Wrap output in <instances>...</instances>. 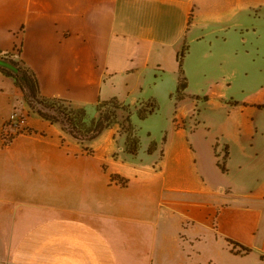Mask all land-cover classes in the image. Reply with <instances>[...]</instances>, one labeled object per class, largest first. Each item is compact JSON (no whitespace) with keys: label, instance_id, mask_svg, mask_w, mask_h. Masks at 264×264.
Returning <instances> with one entry per match:
<instances>
[{"label":"crops","instance_id":"crops-1","mask_svg":"<svg viewBox=\"0 0 264 264\" xmlns=\"http://www.w3.org/2000/svg\"><path fill=\"white\" fill-rule=\"evenodd\" d=\"M6 52L35 71L43 96L96 115L117 97L132 112L82 142L0 70V264H201L196 227L227 220L240 231L226 239L254 238L261 258L264 0H0V66L15 70ZM16 109L31 132L5 144Z\"/></svg>","mask_w":264,"mask_h":264},{"label":"trees","instance_id":"trees-1","mask_svg":"<svg viewBox=\"0 0 264 264\" xmlns=\"http://www.w3.org/2000/svg\"><path fill=\"white\" fill-rule=\"evenodd\" d=\"M21 49V47H20ZM189 50L186 44L183 46L179 54V63L181 67V76L179 87L177 90V98L182 99L185 95V89L188 86V79L184 75L183 63L184 57ZM10 52L3 54V57L8 58L16 70L0 66V70L7 76L14 79L15 84L22 89L25 99L43 118L50 120L53 123L60 122L63 128L71 133L74 137L84 142L98 137L105 129L111 128L114 125L121 123L119 119V110L124 109L132 112L130 104L121 102L117 97L110 100H99L95 110L98 115L91 112L87 107H76L69 99L63 97H46L41 93L39 79L32 69L27 66H22L18 61L9 58ZM264 107V105H259ZM159 109L158 105H153L149 109L142 106L138 109L140 118H146L149 114L156 112ZM127 123L122 122L123 128L127 132L126 135V150L130 154H137L141 149V138L136 132L130 116L127 118ZM157 146L153 142L149 148L152 152ZM224 171H227L226 162L219 163ZM117 175H113L116 178ZM232 246V251L235 254L247 255L252 249L249 246L243 245L238 241L227 239ZM261 260L264 261V254L261 255Z\"/></svg>","mask_w":264,"mask_h":264},{"label":"rangeland","instance_id":"rangeland-1","mask_svg":"<svg viewBox=\"0 0 264 264\" xmlns=\"http://www.w3.org/2000/svg\"><path fill=\"white\" fill-rule=\"evenodd\" d=\"M11 57V54L9 58ZM20 63V62H19ZM21 64V63H20ZM9 66L16 70L15 66H12L11 62H9ZM22 66H25L22 64ZM31 106V105H30ZM148 109L150 107H147ZM32 110H34L31 107ZM158 116H153L149 119V124L156 123L158 121ZM144 147H146L147 137L146 132L142 133ZM219 226V224H218ZM196 231L200 232L201 234V241L197 242L196 248L198 249L199 253H197L198 257L201 259V264H209L210 259L213 260L212 264H262V260L260 258V248L258 241L255 239H250L249 246L252 251L247 255H238L231 251V246L227 241V237L224 235L226 233L231 232H239L240 228L238 226L231 225V223L227 220L220 224V227L216 230L211 225L210 221L208 222H201L197 227ZM216 233H218V237L216 238ZM171 246L173 247L174 244L178 246L179 243L175 239H170Z\"/></svg>","mask_w":264,"mask_h":264},{"label":"built area","instance_id":"built-area-1","mask_svg":"<svg viewBox=\"0 0 264 264\" xmlns=\"http://www.w3.org/2000/svg\"><path fill=\"white\" fill-rule=\"evenodd\" d=\"M31 130L27 125V115L20 112L18 109L14 110L9 118L5 121L3 127V140L5 144L10 143L17 135L23 133H30ZM226 156V153L219 155L221 159Z\"/></svg>","mask_w":264,"mask_h":264}]
</instances>
